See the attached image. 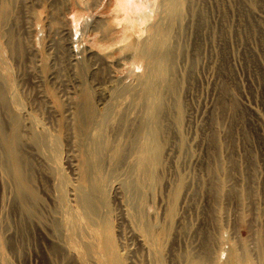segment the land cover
Segmentation results:
<instances>
[{
	"label": "rangeland",
	"instance_id": "374dc122",
	"mask_svg": "<svg viewBox=\"0 0 264 264\" xmlns=\"http://www.w3.org/2000/svg\"><path fill=\"white\" fill-rule=\"evenodd\" d=\"M122 1L0 0V264H264V0Z\"/></svg>",
	"mask_w": 264,
	"mask_h": 264
},
{
	"label": "bare ground",
	"instance_id": "6f19581e",
	"mask_svg": "<svg viewBox=\"0 0 264 264\" xmlns=\"http://www.w3.org/2000/svg\"><path fill=\"white\" fill-rule=\"evenodd\" d=\"M134 2H133V0H123L122 1V3H121V5H122V7H124L125 9H130V7H131V9H133L132 8V4H133ZM175 4H176V2H175ZM182 16V15H181ZM155 39V38H154ZM154 41V40H153ZM164 41V40H163ZM165 42V41H164ZM170 43V42H169ZM164 44V43H163ZM167 44V43H166ZM165 44V45H166ZM170 45V44H169ZM160 46V45H159ZM164 46V45H163ZM163 46H162V48H163ZM166 47V46H165ZM164 47V48H165ZM169 48V47H168ZM167 48V49H168ZM171 49V48H170ZM159 50H160V48H159ZM158 50V51H159ZM166 50V49H165ZM164 50V52H166ZM171 51V50H170ZM147 53V52H146ZM163 53V52H162ZM171 53V52H170ZM160 54V53H159ZM165 55V54H164ZM160 57L162 58V55H160ZM162 60V59H161ZM164 60H165V58H164ZM163 60V61H164ZM169 60V59H168ZM171 62V61H170ZM170 62H169V64H170ZM165 64V63H164ZM163 64V65H164ZM167 64H168V62H167ZM168 64V65H169ZM173 64V63H172ZM164 66H166V65H164ZM169 66H171V65H169ZM169 66H168V68H169ZM161 67H162V65H161ZM165 68V67H164ZM166 69V68H165ZM164 69V70H165ZM169 70H171V69H169ZM169 72V71H168ZM153 88V87H152ZM14 96V95H13ZM1 97V96H0ZM1 99V98H0ZM6 100V99H5ZM15 100V99H14ZM16 105V104H15ZM165 105V104H164ZM5 106V105H4ZM156 106V105H155ZM154 106V107H155ZM153 107V108H154ZM12 108V107H11ZM18 108V107H17ZM156 108V107H155ZM24 109V108H23ZM11 110V109H10ZM20 110V109H19ZM149 110V109H148ZM154 110V109H153ZM165 110V109H164ZM155 111V110H154ZM157 111V110H156ZM12 112V111H11ZM27 112V111H26ZM155 113V112H154ZM162 113V112H161ZM160 114V113H159ZM157 115V114H156ZM163 115V114H162ZM155 116V115H154ZM164 116V115H163ZM162 116V117H163ZM157 117V116H156ZM84 118V117H83ZM159 118V117H158ZM81 120H82V117L80 118ZM154 119H156L155 117H154ZM0 120H1V118H0ZM150 121V120H149ZM37 122V121H36ZM43 123V122H42ZM161 123V122H160ZM148 126V125H147ZM48 129V128H47ZM46 129V130H47ZM147 129V128H146ZM44 130V129H43ZM51 132V131H50ZM50 132H49V134H50ZM91 132V131H90ZM152 133V132H151ZM151 133H150V135H151ZM37 135V134H36ZM41 135V134H40ZM150 135H149V137H150ZM152 135H153V133H152ZM38 136H39V134H38ZM38 136H35L36 138L38 137ZM43 136V135H42ZM49 136V135H48ZM51 136V135H50ZM147 136V135H146ZM45 137V136H44ZM44 137H43V140H44ZM155 137V136H154ZM154 137H153V139H154ZM48 138V137H47ZM51 138V137H50ZM53 138H54V135H53ZM5 139V138H4ZM18 139H19V135L17 134V133H15V135L12 137V140H8V151L9 152H12V154H14V160L16 161V176H17V178H16V182H18V184H20V185H22L23 184V182L26 180V172H25V170H24V166L22 165V158H21V156H20V151L18 150V147H19V143L17 142L18 141ZM38 139V138H37ZM37 139H36V141H37ZM52 139V138H51ZM51 139H49V140H51ZM39 140V139H38ZM47 140V139H46ZM149 140H151V139H149ZM52 141V140H51ZM155 141V140H154ZM153 141V143H154V146H155V142H157V141H155L154 142ZM41 142L42 141H40V145H41ZM50 142V141H49ZM52 142H54V140L52 141ZM51 142V143H52ZM150 142V141H149ZM152 142V141H151ZM55 143V142H54ZM7 144V143H6ZM53 144V143H52ZM51 144V145H52ZM50 145V146H51ZM159 145V144H158ZM43 146H45V144L43 145ZM49 147V146H48ZM54 147V146H53ZM52 146L50 147V148H53ZM145 147H146V145H145ZM144 147V148H145ZM160 147V146H159ZM158 147V148H159ZM55 148V147H54ZM152 148H153V146H152ZM30 149V148H29ZM60 149V148H59ZM145 150V149H144ZM149 150H151L150 148H149ZM54 151V150H53ZM144 152V151H143ZM155 152V151H154ZM153 152V153H154ZM160 153V152H159ZM10 155V154H9ZM22 155V154H21ZM159 155V154H158ZM32 156V155H31ZM118 156H120V155H118ZM117 156V157H118ZM152 156H153V154H152ZM154 157H156L155 155H154ZM12 158V157H11ZM34 158V157H33ZM58 158H60V157H58ZM157 160H158V158H157ZM87 161V160H86ZM116 161H117V158H116ZM55 162H57L56 160H55ZM107 162V161H106ZM59 163V162H58ZM87 164V163H86ZM27 165H28V163H27ZM58 166V165H57ZM31 168V167H30ZM61 168V167H60ZM59 168V169H60ZM12 170V169H11ZM11 172V171H10ZM13 172V171H12ZM15 172V171H14ZM62 174V173H61ZM27 175H28V173H27ZM63 178V177H62ZM29 179V178H28ZM30 180V179H29ZM63 180V179H62ZM40 186V185H39ZM51 186V185H50ZM67 186V185H66ZM68 187V186H67ZM154 187V186H153ZM20 188V187H19ZM93 188V187H92ZM65 189H67V188H65ZM131 189V188H130ZM22 190H23V188H22ZM96 190V189H95ZM67 191V190H66ZM88 191H90V190H88ZM98 191V190H97ZM96 191V192H97ZM23 192H24V190H23ZM99 192V191H98ZM98 192H97V194H98ZM89 194V193H88ZM88 194H86L85 192L82 194V196H81V201H82V203H81V205L84 207V209L85 210H88V211H91V210H96V207H97V205H96V202L91 198V195L90 194H92V192L88 195ZM68 198V197H67ZM98 199V198H97ZM134 202H135V200H134ZM132 203V202H131ZM135 204V203H134ZM131 206V205H130ZM73 208V207H72ZM69 210V209H68ZM74 213V212H73ZM36 214V213H35ZM67 214V213H66ZM70 214H71V212H70ZM77 219V218H76ZM80 219V218H79ZM56 220V219H55ZM57 221V220H56ZM58 225H59V223H58ZM72 225V224H71ZM68 228V227H67ZM58 231V230H57ZM66 235V234H65ZM58 236V235H57ZM62 236V235H61ZM53 237V236H52ZM53 250V249H52ZM61 250V249H60ZM127 254V253H126ZM101 256V255H100ZM244 263H245V261H244ZM200 264V263H199Z\"/></svg>",
	"mask_w": 264,
	"mask_h": 264
}]
</instances>
